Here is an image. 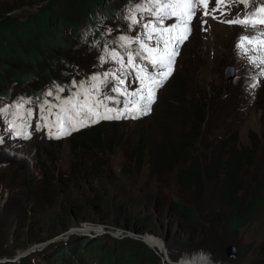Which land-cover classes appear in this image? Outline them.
Segmentation results:
<instances>
[{
    "label": "trees",
    "instance_id": "obj_1",
    "mask_svg": "<svg viewBox=\"0 0 264 264\" xmlns=\"http://www.w3.org/2000/svg\"><path fill=\"white\" fill-rule=\"evenodd\" d=\"M103 2L26 0L25 4L36 6L27 18L10 15L13 7L5 9L0 14V99L13 88H30L38 92L32 98L43 101L48 91L35 86L40 72L65 63L75 67L70 56L80 52V34L91 36L94 32L93 19ZM112 11L102 10L106 21ZM91 42L96 48L108 45L106 39L97 36ZM59 85L65 87L66 83ZM179 94L154 103L152 111L143 117L99 119L65 136L66 155L77 170L75 181L61 174V158L53 160L60 176L50 186L33 181L29 187L20 175L0 174V185L13 194L33 195L40 214L29 218L30 228L44 226L17 247H30L66 232L72 225L87 223L139 237H159L168 258L175 261L189 249L180 248L182 237L177 234H170L168 229L163 234L165 223L172 213L183 221L197 214L201 225L212 230L211 235L204 234L207 239L200 249L227 264H243L248 257L249 264H264V235L257 246L243 245L242 236L264 217V116L260 133L247 130L241 136L249 107L243 102L208 132V119L215 113L206 110L211 93L199 106L182 102V113L177 101L184 99ZM14 111L9 110L12 119ZM174 111H178V118ZM110 156L118 158L119 167L112 175ZM154 169H168L169 181L152 174ZM6 232V228L0 229V237ZM198 234L203 235L201 231ZM228 244L236 249L232 261L224 257ZM62 252L56 254L53 264H85L90 258L94 264H160L143 243L108 235L97 237L89 248L77 246Z\"/></svg>",
    "mask_w": 264,
    "mask_h": 264
},
{
    "label": "rangeland",
    "instance_id": "obj_2",
    "mask_svg": "<svg viewBox=\"0 0 264 264\" xmlns=\"http://www.w3.org/2000/svg\"><path fill=\"white\" fill-rule=\"evenodd\" d=\"M25 3L26 0H0V14L5 9L13 7L15 10L10 15L16 18H27L36 10V6ZM215 3L216 0H211V3L208 5L209 10L215 7ZM144 4L145 0H104L100 5V11H96V17L93 19V22L96 20V23L92 24L94 32L91 36H89V33L80 34L83 37L82 40L78 41L80 52L70 56L75 67L71 68L68 63H65L61 68L55 67L47 71L43 69L40 72L41 79L35 86H38L44 93L52 91V96L47 95L45 97L42 94L45 97L42 99L43 101L37 100L36 102L32 97L38 94V92L30 88H13L6 95H1L0 107H9V110L12 108L10 106L18 102L20 98H30L31 103L26 104L25 109H30L32 116L28 118L26 112L24 116L18 117L15 115L13 119L10 118L9 113L7 115H0V174L7 176H13V174L20 175L23 177L24 182L27 181L29 187L32 186L33 181L39 184H42L43 181L50 186L53 179L60 176L54 169L53 160L61 158V174L71 178L72 181L77 179V170L70 166L69 157L66 155L68 144L62 141L70 133L59 135L57 127L45 126L44 121L41 120L40 105L47 101L53 105L60 106L63 99L79 91V82H84L85 86H87L88 81L93 75L102 76L105 72L118 69L119 65L107 57H105L106 62H101L100 57L104 55L106 48L108 50L115 49L126 62L125 50L119 46L122 43L119 41V37L127 36L135 38L140 36L143 38L145 29L142 27V24L153 19V17L147 11L133 12V10L137 5L143 6ZM106 5L107 8L105 7ZM262 6H264V0H254V3L253 0H249L247 7L236 0V2L226 9V14L221 15L218 11L216 19H213L211 16H204L203 11L198 10L196 17L192 21L191 34L179 46V55L175 56L171 75L168 76L162 87L155 89V100L149 105L150 110L147 111L146 115L152 111L154 103L161 99L167 100L172 96L177 97L180 93L179 95H182L181 97L184 100L177 101L181 105L177 108L182 113L184 109L182 102H184V105L186 102H192L194 106H199L204 103L203 97L211 93L208 101H206V110H214L215 113L208 119V126L206 128L208 132L220 124L221 117H230L233 111H236L241 103L243 104L244 102L249 107L247 121L240 130L241 136L247 130L260 133L261 121L264 116V76L261 75V72L264 71V64H253L249 58H264V46L248 45L249 49L256 47L257 50H249L245 55L237 45L240 38L245 35L264 39V36L260 35L261 32H264V25L250 28L221 21L235 19L237 14L243 16L245 13L252 12L254 8ZM110 8L113 11L110 14V19L106 21L104 19L106 15L103 14L102 10ZM133 14L139 21L138 24H131L129 17ZM201 21H206V23H202ZM174 22L173 19L166 20L165 26ZM107 29H111L112 31L108 32ZM180 31L182 32L183 30L181 29ZM96 36L106 39L108 45L96 48L91 42L94 41V37ZM146 42L149 46L155 44V40ZM137 47L139 45L133 43L130 50L134 51ZM79 66H84V68H80ZM144 66L147 67L148 74L158 73L163 70L152 67L147 61L144 62ZM226 67H233L235 70V76L231 81H225L224 79ZM129 79L133 83L122 87H127L129 92L139 90L141 85L139 80L136 79L135 72L129 76ZM74 80L77 82V86L72 85V81ZM109 80L108 87L110 88L115 81H112L111 77H109ZM59 82L62 85L66 83V85L64 87L65 91L59 93L61 99L57 100L55 86L59 85ZM253 83L257 84V86L255 88L249 87ZM106 91L107 89L101 85L100 93L103 94ZM110 94L116 96V93ZM143 94L146 95V93ZM118 99L123 101L126 97L119 96ZM131 99L135 102L139 97ZM109 107L120 109L124 105L122 103L114 105L109 102ZM129 107L131 108L132 105H129ZM16 111L17 109L14 112ZM57 111H59V107L53 109V113ZM100 111L103 112L104 109L101 108ZM174 112L175 115L173 116L178 118V111ZM109 115L115 116L116 112L113 111ZM144 115L142 112H125L118 120L131 119L132 117L140 118ZM48 120L51 124L56 120V115L53 114L48 117ZM17 131H20L21 135H17ZM25 133L28 138H25ZM108 160L110 175L117 173L119 170L117 166L118 158L110 156ZM180 160L182 159L180 158ZM179 162H176L178 163L177 167L180 166ZM189 165L190 162L185 164V168L189 167ZM167 170L158 171L154 169V173L152 174L169 181L170 177ZM158 189L162 192L166 191L162 187H158ZM27 192H29L28 189ZM34 202L33 195H25L21 192L16 195L9 191L8 188L0 185V229L6 228L7 230L0 237V264H53L52 261L57 258V253L64 254L62 250L65 251L67 249L69 251L77 246L82 249L89 248L91 243L97 240V237L105 235L110 237V234L117 237L125 235L121 231L105 230L99 225L80 223L72 225L66 232L47 238L30 247H17L19 244L24 245L26 243L30 237V233L37 234L41 230H44L43 225L30 228L29 218L37 217L40 214L35 209ZM166 229L169 230L170 234L175 233L182 237L180 248L189 249L188 253L175 261L168 258L165 253L164 243L159 237L150 234L142 237L135 236L144 238L150 235L152 238L160 241L162 250H155L162 258L167 257L165 264H178L181 259L198 254L207 256L214 264H227L221 259L213 257L211 253L199 248L204 240L207 239V237H203L204 234L209 236V234H212V230L208 226L201 225L197 214H195L194 219L183 221L179 215L172 213L167 223H165L162 230L163 234ZM199 231L202 232V237L199 236ZM96 232L104 234L99 235ZM129 234L134 235L132 233ZM263 235L264 217L250 226L247 231L242 232L243 245L252 244L253 246H257L261 242ZM147 248L158 258L159 263L162 264L160 256L151 248ZM84 262L85 264H94L91 258ZM249 263H251L250 257L243 261V264ZM62 264H66V262L62 261Z\"/></svg>",
    "mask_w": 264,
    "mask_h": 264
},
{
    "label": "snow or ice",
    "instance_id": "obj_3",
    "mask_svg": "<svg viewBox=\"0 0 264 264\" xmlns=\"http://www.w3.org/2000/svg\"><path fill=\"white\" fill-rule=\"evenodd\" d=\"M236 0H216L215 7L209 10L208 5L211 0H145L143 6L137 5L133 12L147 11L153 19L148 20L142 24L145 29L143 38L137 36L129 38L127 36H120V47L125 50L127 61L115 49H105L104 55L100 57L101 62H106L105 57L111 59L119 65V68L113 71L105 72L102 76L93 75L85 86L84 82H79V91L72 93L69 97L62 100L60 106L44 102L40 105L41 120L44 121L45 126H55L58 128L59 135H66L73 130H78L79 127L87 126L88 123H96L99 119H119L125 112H142L146 114L150 110L149 105L155 100V89L162 87L168 76L171 75L172 66L174 64L175 56L179 55V46L188 38L192 30V21L196 17L197 11L202 10L204 16H211L216 19V13L219 11L221 15L226 14L232 3ZM246 7L249 0H238ZM254 3V0H253ZM131 24H138L139 21L135 15L129 17ZM173 19L175 22L165 26V21ZM206 23V21H201ZM229 24H238L250 28H255L257 25H264V6L254 8L252 12L245 13L243 16L237 14L235 19L221 21ZM131 26V25H130ZM183 30L182 32L180 30ZM111 32V29H107ZM264 36V32H261ZM155 40L153 46H149L146 41ZM137 43L134 51L130 50L131 45ZM248 45L264 46V39L256 36H242L238 42L237 47L243 54H247L249 50L256 51L257 48L249 49ZM253 64H264V58H249ZM147 61L149 65L154 68L163 69L158 73L148 74L147 67L144 62ZM135 72L136 79L140 82V89L129 92L124 85H131L132 80L129 76ZM264 76V71L261 72ZM109 77L115 83L109 88ZM73 86H77V82L72 81ZM103 85L107 91L100 93V86ZM257 84L253 83L249 87L255 88ZM57 96L60 100L59 93L65 91L64 87L56 85ZM110 93H116V96ZM143 93H146L144 95ZM52 96V91L46 93ZM119 96H125L126 99L120 101ZM139 97L133 100L131 98ZM109 102L112 104H123L124 107L115 109L109 107ZM31 100L27 98H20L18 102L10 107L17 109L15 115L18 117L32 116L30 109H25L26 104H30ZM142 103V106H141ZM129 105H132L130 108ZM59 107V111L53 113V109ZM104 111L101 112L100 109ZM113 111L115 116L109 115ZM9 107H0V115H7ZM56 115V120L49 123L48 117ZM135 118V117H133ZM63 125V127H61ZM26 126V125H25ZM17 135H21L17 131ZM28 138L27 134H24ZM58 138V137H57Z\"/></svg>",
    "mask_w": 264,
    "mask_h": 264
},
{
    "label": "water",
    "instance_id": "obj_4",
    "mask_svg": "<svg viewBox=\"0 0 264 264\" xmlns=\"http://www.w3.org/2000/svg\"><path fill=\"white\" fill-rule=\"evenodd\" d=\"M234 76H235V70H234V68L233 67H226V69L224 71V79H225V81H231V80H233ZM96 233L99 234V235L100 234H104V233H99V232H96ZM110 235H111L112 238H115V239L131 238V239H133L135 241H139V242L143 243L145 246L149 247L146 244L144 238H138L137 236L131 235L129 233H126L125 235H121L119 237H117L116 235H113V234H110ZM147 236H150V235H147ZM151 249L157 255H159L158 252L154 248H151ZM224 253H225V257H226L227 260L232 261V260L236 259V256H237L236 249H235V247L233 245H231V244L226 245L225 246V252ZM160 258H161V263L162 264H165V261H167V257L165 256V258H162L160 256Z\"/></svg>",
    "mask_w": 264,
    "mask_h": 264
},
{
    "label": "bare ground",
    "instance_id": "obj_5",
    "mask_svg": "<svg viewBox=\"0 0 264 264\" xmlns=\"http://www.w3.org/2000/svg\"><path fill=\"white\" fill-rule=\"evenodd\" d=\"M144 240L150 248L162 250L161 242L151 236H145ZM178 264H214L207 256L198 254L189 258H183Z\"/></svg>",
    "mask_w": 264,
    "mask_h": 264
}]
</instances>
